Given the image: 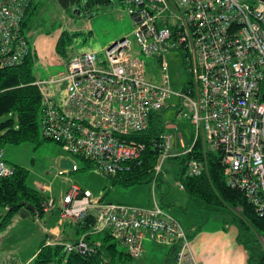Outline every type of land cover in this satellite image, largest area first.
Returning <instances> with one entry per match:
<instances>
[{
  "label": "built area",
  "instance_id": "obj_1",
  "mask_svg": "<svg viewBox=\"0 0 264 264\" xmlns=\"http://www.w3.org/2000/svg\"><path fill=\"white\" fill-rule=\"evenodd\" d=\"M33 1L0 0V68L20 65L27 57L37 62L22 30ZM122 5L134 23L140 52L160 60L159 77L149 74L129 37L113 42L104 55L86 51L70 56L66 73L36 81L46 138L66 153L91 161L106 175L129 170L141 160L145 145L128 137L146 130L151 115L167 107L173 91L162 58L178 50L190 81L176 95L188 108L181 116L196 129L186 152L200 143L204 153V159L186 162V175H201L207 170L206 155L220 153L227 185L241 190L264 215V1L123 0ZM52 86L64 87L56 94ZM163 140L166 158L172 140L167 134ZM160 168L159 164L157 173ZM78 169L74 164L72 170ZM14 173L15 166L0 148V177ZM53 205L54 199H48L44 211ZM87 216L94 219V232L109 231L114 243L135 259L144 255L145 239L181 240L175 264L196 263L187 231L158 202L154 208L107 203L72 185L61 201L60 217L79 223ZM64 248L67 255L94 251L86 236ZM0 264L25 263L9 253L0 256ZM48 264H68V258Z\"/></svg>",
  "mask_w": 264,
  "mask_h": 264
},
{
  "label": "trees",
  "instance_id": "obj_2",
  "mask_svg": "<svg viewBox=\"0 0 264 264\" xmlns=\"http://www.w3.org/2000/svg\"><path fill=\"white\" fill-rule=\"evenodd\" d=\"M123 4V0H119ZM242 1V0H240ZM245 1V0H244ZM113 0H87V6H108ZM257 3V0H247ZM38 8L31 4L22 22V30L27 28ZM78 33L63 31L58 43L57 52L62 58L68 59L69 48L74 43ZM164 60V56L162 58ZM165 61V60H164ZM35 61L27 57L23 63L16 66L0 68V148L7 144L19 145L25 142L38 141V116L43 109L41 91L36 84L34 73ZM190 76V74H189ZM190 81V80H189ZM186 90V89H185ZM151 115L146 130L130 135L129 140L145 145V150L139 162L116 176L107 175L112 187L132 188L139 185L156 184L160 171L159 165L166 133V123L162 111ZM202 145L196 143L193 151L177 155L180 162V182L191 202L202 210L219 213L223 217L225 228L237 229V241L247 252V264H264V215L258 214L245 194L236 188L229 187L225 180L224 167L220 161V153L206 155L207 170L201 175L190 177L186 175V162L191 159H204L200 152ZM86 164L82 170L93 168L94 164L82 159ZM15 166V173L10 177H0V233L9 228L15 217L23 212V201L35 207V212L42 217L45 214L44 205L48 201L46 195L39 189L27 183L29 171L20 165ZM78 169L76 171H79ZM109 185V186H110ZM103 199V197H102ZM92 216H87L83 222H91ZM89 236V235H88ZM87 238V242L89 237ZM111 235L105 237V242L88 243L94 251L85 256L76 252L65 253L64 245H46L43 242L36 254L33 264L62 263L68 258V264H130L135 258L121 250L114 242L107 243ZM191 239V236L189 237ZM172 260L173 253H169Z\"/></svg>",
  "mask_w": 264,
  "mask_h": 264
},
{
  "label": "rangeland",
  "instance_id": "obj_3",
  "mask_svg": "<svg viewBox=\"0 0 264 264\" xmlns=\"http://www.w3.org/2000/svg\"><path fill=\"white\" fill-rule=\"evenodd\" d=\"M40 1L42 3L39 9L40 11H37V17L30 24V29L36 35H51L50 32L52 34L54 32L56 33L60 29L61 24L65 23V19L62 20L60 16L55 15V4L58 1ZM244 2H247V0ZM83 8L88 11V15L86 19L80 18L76 22V25L80 27L78 30L82 31L78 32V35L75 36L72 45L73 49L80 53L98 51L104 55L103 50L113 42L121 39L122 36L129 37L133 41L136 54L145 61L149 74L155 78L159 77L160 73L158 69L161 67L160 60L156 57H147L140 52L133 36L134 23L119 0H113L108 6L88 7L85 5ZM38 20L40 21L37 22ZM86 23L89 28L85 29ZM50 24H55V27H51ZM72 47L69 48V53L74 51ZM164 60L167 64L169 84L173 94L168 101L166 109L162 111V115L166 123V133L172 140V148L169 150V155L166 158H163V156L160 158L161 173L156 183L157 187L152 183L134 186L129 189L126 188L128 190L125 188H113L110 185L111 180L106 174L93 168L82 170L86 164L77 156L73 157L81 170L72 174L66 173L58 177L57 173L59 172V168L56 167V160H58V157L70 154L66 153L55 141L46 138L44 135L42 112L38 116V141L25 142L19 145L7 144L3 149L4 159L9 163H16L23 166L29 171L27 178L29 186L40 189L44 184L50 185L57 202L64 198L73 185L71 184L66 189L64 180L67 179L77 183L84 189L90 190L95 199L102 198L107 193V200H113L116 203H125V196L131 193L135 199L137 198V204L145 205V207H148V204L156 198L162 206L177 209L185 208L190 198L186 191L178 185V179L181 176L180 162L174 157L184 154L192 146L196 136V129L186 117L181 116L188 111V108L185 106L184 101L176 94L183 92L189 82L190 76L182 52L178 50L170 51L164 55ZM66 62L67 59H64V63L61 66H48L47 68L40 69H37L38 63L36 62L34 73L38 79H50L60 73L67 72ZM63 87L52 86V92L58 94ZM18 160L20 163H17ZM191 207L195 208L196 206L191 203ZM185 213V211L173 210V215L183 225L188 220V217L183 216ZM20 217H22V220L19 224H16L15 230H13L10 236V242L14 246L11 253L19 256L23 262L30 261V264H33L32 257L38 252L39 246L36 244L38 237L37 229L39 226L32 221L30 222L24 215H20ZM24 221L26 222L24 223ZM22 223H24L23 226ZM113 242L114 240L112 238L107 241V243ZM121 250L125 251L122 248ZM157 260L160 262L161 257ZM130 264H147V259L145 257L134 259Z\"/></svg>",
  "mask_w": 264,
  "mask_h": 264
},
{
  "label": "crops",
  "instance_id": "obj_4",
  "mask_svg": "<svg viewBox=\"0 0 264 264\" xmlns=\"http://www.w3.org/2000/svg\"><path fill=\"white\" fill-rule=\"evenodd\" d=\"M34 4H38V8L35 12V16L32 18L31 22L28 24L27 28L24 29L25 36L28 39L29 43L33 46L36 52V61L38 63L37 69L48 67V66H61L64 63V58L57 52V43L63 31H69L71 33H78L82 30H78L80 27L76 25V22L80 18H87V10L84 9V6H81L79 11L76 12L64 10L58 3L55 4L56 9L55 15L60 16L63 20L65 19V23L61 24L60 29L51 35L49 34H40L36 35L31 29L30 24L37 17V11L40 9L42 3L40 0H34ZM121 4V2H120ZM122 5V4H121ZM58 6V7H57ZM40 11V10H39ZM38 20L37 22H39ZM51 27H55V24H50ZM89 28L87 23L85 24V29ZM91 32V31H89ZM125 36V35H124ZM123 38V36H122ZM73 49V47H72ZM74 51L69 53L68 57L79 54L80 52ZM98 52V51H97ZM104 52V50H103ZM101 54V53H100ZM102 55V54H101ZM37 80H46V79H38ZM71 159L74 164L78 166L75 162L74 157L71 155L58 157L56 160V167L59 168V172L57 176L60 177L59 173L62 170H68L69 174L74 172L72 169H65L61 166V161L63 159ZM9 163V162H8ZM17 163H20L18 160ZM12 165H18L16 163H10ZM73 164V165H74ZM79 167V166H78ZM80 169V167H79ZM161 173V172H160ZM64 183L66 184V189L70 187L71 184L78 185L75 182L65 179ZM179 185V184H178ZM157 187L156 184H154ZM180 186V185H179ZM107 187V186H106ZM105 187V188H106ZM82 188V187H81ZM113 188H116L113 187ZM122 188V187H117ZM181 189L183 187L180 186ZM38 189V188H36ZM83 190H87L82 188ZM42 191L44 195H46L47 199L54 198V205L49 211H46L45 214L40 217L36 212H31L30 215H26L25 213L18 214L13 223L9 226L8 229L0 233V256L9 254L12 252L14 246L10 242L11 234L13 230H15L16 224H19L22 220L20 215H24L26 219L32 221L34 224H38V237L36 239V244H38V251L40 250V246L43 242H46V245H54L57 244H68L77 243L82 237H89L88 241L93 244L96 242L98 244L104 243L105 237L110 235L109 231H104L100 233H96L92 230V225L94 224V219L91 222H79L75 223L72 221H63L60 217V206L61 201L57 202L55 195L53 194L52 188L50 185L44 184L43 187L39 189ZM128 190V189H126ZM184 190V189H183ZM90 191V190H89ZM107 193L103 195V202L107 203H115V204H124V205H132L141 208H154L155 202H158L160 206V202L155 198L153 202H150L148 207L137 204L136 199L133 197L131 193L128 196H125V203L114 202L113 200H107ZM191 200L187 202V205L183 209L177 208H168L166 206H162L164 209L168 210L173 215V210L185 211L186 213L183 215L184 217H188V220L184 223H181L177 217L175 219L181 224V226L187 231L190 239V250L195 257V262L185 263V264H247V252L244 247L237 241V229L235 227L225 228L223 217L219 213H208L205 210L199 209L197 207H191ZM179 203V202H178ZM174 206V204H172ZM179 205V204H176ZM180 206V205H179ZM194 208V209H193ZM26 221H24L25 223ZM22 223V226L24 225ZM21 226V227H22ZM103 236V237H102ZM87 240V238H86ZM88 242V243H89ZM181 244V240H176L171 243L159 242L157 240L145 239L144 240V248L145 253L141 258L147 259V264H175L177 250L179 249ZM173 253L172 260H169V253ZM38 253V252H37ZM36 253V254H37ZM161 253V256H160ZM36 254L33 255L34 258ZM21 262V258L14 254ZM161 257V261L158 262V258ZM140 259V258H139ZM150 259H152L150 261ZM33 262V261H32ZM25 263V262H23ZM25 264H30V261Z\"/></svg>",
  "mask_w": 264,
  "mask_h": 264
},
{
  "label": "water",
  "instance_id": "obj_5",
  "mask_svg": "<svg viewBox=\"0 0 264 264\" xmlns=\"http://www.w3.org/2000/svg\"><path fill=\"white\" fill-rule=\"evenodd\" d=\"M60 7L64 10H68L76 5L78 0H57ZM258 1H264V0H258ZM68 3V4H67ZM73 161L71 159H63L61 161V166L65 169H73ZM25 208L23 209V213L26 215H30L31 212H35V207L31 204H28L26 201L22 202Z\"/></svg>",
  "mask_w": 264,
  "mask_h": 264
},
{
  "label": "flooded vegetation",
  "instance_id": "obj_6",
  "mask_svg": "<svg viewBox=\"0 0 264 264\" xmlns=\"http://www.w3.org/2000/svg\"><path fill=\"white\" fill-rule=\"evenodd\" d=\"M86 3H87V0H78L76 5L74 7H72V8H70V9H68V11H72V12H76V10L79 11L78 8H80L81 6L87 5Z\"/></svg>",
  "mask_w": 264,
  "mask_h": 264
},
{
  "label": "bare ground",
  "instance_id": "obj_7",
  "mask_svg": "<svg viewBox=\"0 0 264 264\" xmlns=\"http://www.w3.org/2000/svg\"><path fill=\"white\" fill-rule=\"evenodd\" d=\"M35 259V258H34Z\"/></svg>",
  "mask_w": 264,
  "mask_h": 264
}]
</instances>
